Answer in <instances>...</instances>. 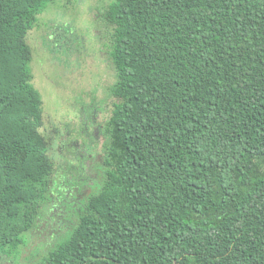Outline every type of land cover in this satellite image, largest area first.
<instances>
[{
    "label": "trees",
    "instance_id": "trees-1",
    "mask_svg": "<svg viewBox=\"0 0 264 264\" xmlns=\"http://www.w3.org/2000/svg\"><path fill=\"white\" fill-rule=\"evenodd\" d=\"M55 1L0 0V260L12 264L51 199L27 33ZM101 17L115 75L103 179L36 264H264V0H110Z\"/></svg>",
    "mask_w": 264,
    "mask_h": 264
},
{
    "label": "rangeland",
    "instance_id": "rangeland-1",
    "mask_svg": "<svg viewBox=\"0 0 264 264\" xmlns=\"http://www.w3.org/2000/svg\"><path fill=\"white\" fill-rule=\"evenodd\" d=\"M109 2L110 0H56L38 15L37 23L27 33V42L33 55V84L43 101L44 125L41 130L48 139L51 137L49 154L54 161V171L49 190L51 199L38 219V226L28 236L27 244L19 257L21 264L37 261L49 247L66 235V225L61 224L59 216H54L59 211L57 208L52 210V205L56 203L58 206L57 197L62 196L55 188L58 183L62 184L64 179L77 178L75 181L79 184L83 180L72 174L69 164L74 159L69 155L68 146L65 147L71 140L69 137H74L71 129L72 124L78 123V111L94 103L96 106L92 107L93 111L103 107L99 121H105L110 115L114 98L109 89L115 75L109 56L110 32L101 17ZM55 128L59 129L57 133L54 132ZM89 143L90 139L86 138L85 147ZM69 148L71 149V145ZM101 182L102 180L97 182L98 187ZM61 188L70 189L71 185H61ZM51 211L55 213L52 216ZM47 214L51 216L48 219L49 226L45 221ZM65 218L69 219V215ZM0 261V264H12L8 260Z\"/></svg>",
    "mask_w": 264,
    "mask_h": 264
},
{
    "label": "flooded vegetation",
    "instance_id": "flooded-vegetation-1",
    "mask_svg": "<svg viewBox=\"0 0 264 264\" xmlns=\"http://www.w3.org/2000/svg\"><path fill=\"white\" fill-rule=\"evenodd\" d=\"M95 106L96 105L93 103L89 107H83L80 111H78V123L76 125L72 124L71 129V133L74 135V137H69L71 140L69 141V144L65 146H68L67 150L69 151V155H71L70 157L74 159V162L71 161L69 164V168L73 173L71 171L69 172L74 174L75 177L79 176L78 178L83 180L79 182V184L78 182L76 184L75 179L77 178L71 180L64 179L61 181L62 184L58 183V185L55 187L56 191H59L60 195L62 196L57 197V201L59 203L58 206L56 205V203L52 205V210H55L57 208L59 213H57V215H54L55 213L51 211V216L54 215L56 217L59 216V219L61 218V224L66 225L65 234L67 233L69 228H71V225L75 221V218L73 217L76 216L77 212H79L80 206L83 204L86 198L94 192V189L98 188L97 182H100V180L103 179L104 175V164L102 157L104 155V145L106 141V136L104 134V125L106 119L105 121H99V116L101 115V113H103V107H101L102 109L100 108L96 111H93L92 107ZM84 108L87 109L84 110ZM85 125H88V127L85 128ZM79 134H82V136ZM84 134L86 135L87 140L90 139V143L89 145L87 144L86 147L84 145L86 143ZM78 139L80 142L78 141ZM69 145H71V149L69 148ZM61 185H71V188L64 189L61 188ZM79 188H81V190ZM49 214H47V216L45 217V221L47 222L48 226L50 225L48 223V219L51 218V216H48ZM66 215H69V219L65 218ZM59 219L57 221H59ZM55 223L56 221L53 224ZM62 231L63 229H61L60 233H62ZM32 233L33 232L31 231L30 234L32 235ZM37 262L38 261H35L31 264H36Z\"/></svg>",
    "mask_w": 264,
    "mask_h": 264
}]
</instances>
